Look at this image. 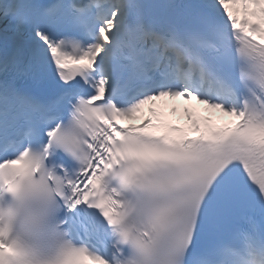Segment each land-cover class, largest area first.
Instances as JSON below:
<instances>
[{
    "label": "snow or ice",
    "instance_id": "snow-or-ice-1",
    "mask_svg": "<svg viewBox=\"0 0 264 264\" xmlns=\"http://www.w3.org/2000/svg\"><path fill=\"white\" fill-rule=\"evenodd\" d=\"M89 261L264 264V0H0V264Z\"/></svg>",
    "mask_w": 264,
    "mask_h": 264
},
{
    "label": "bare ground",
    "instance_id": "bare-ground-1",
    "mask_svg": "<svg viewBox=\"0 0 264 264\" xmlns=\"http://www.w3.org/2000/svg\"><path fill=\"white\" fill-rule=\"evenodd\" d=\"M169 100H172V99H169ZM175 102L174 104L178 105V112L179 110L182 108V101H183V98H177V99H173ZM188 101V100H187ZM187 101L185 100V104L187 103ZM217 114V112H214Z\"/></svg>",
    "mask_w": 264,
    "mask_h": 264
}]
</instances>
